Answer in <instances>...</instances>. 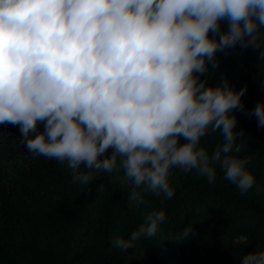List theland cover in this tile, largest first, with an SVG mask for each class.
<instances>
[{
	"label": "clouds",
	"instance_id": "9594fccd",
	"mask_svg": "<svg viewBox=\"0 0 264 264\" xmlns=\"http://www.w3.org/2000/svg\"><path fill=\"white\" fill-rule=\"evenodd\" d=\"M236 47L264 58V0H0V125L19 126L27 152L66 164L73 183L119 167L145 208L150 196L173 197L175 168L211 184L218 164L245 195L255 176L237 155L233 113L244 111L246 86L208 83L216 54ZM247 115L264 128V101ZM216 132L223 142L209 153L200 140ZM166 219L152 209L111 245L126 250ZM241 264H264V251Z\"/></svg>",
	"mask_w": 264,
	"mask_h": 264
},
{
	"label": "trees",
	"instance_id": "16d2710c",
	"mask_svg": "<svg viewBox=\"0 0 264 264\" xmlns=\"http://www.w3.org/2000/svg\"><path fill=\"white\" fill-rule=\"evenodd\" d=\"M260 51L236 47L216 54L218 67L209 65L210 85L224 77L237 90L246 86L244 111L233 113L237 155L249 157L255 176L245 195L223 179L218 164L211 184L195 170L175 168L173 197L161 204V197L150 196L145 208L131 199L132 185L119 167L93 172L88 185L73 183L66 164L27 152L19 126L0 125V264H241L244 255L264 251V128L247 115L264 101ZM222 142L216 132L200 146L211 153ZM152 209L167 217L155 236L132 241V257L112 247V236L127 240ZM186 226L193 227L188 238L170 239Z\"/></svg>",
	"mask_w": 264,
	"mask_h": 264
},
{
	"label": "rangeland",
	"instance_id": "374dc122",
	"mask_svg": "<svg viewBox=\"0 0 264 264\" xmlns=\"http://www.w3.org/2000/svg\"><path fill=\"white\" fill-rule=\"evenodd\" d=\"M123 181L126 182V183H130V182H128L125 178L123 179ZM126 254H127L128 256H130V257L133 256V252L131 251L130 248H127V249H126Z\"/></svg>",
	"mask_w": 264,
	"mask_h": 264
}]
</instances>
